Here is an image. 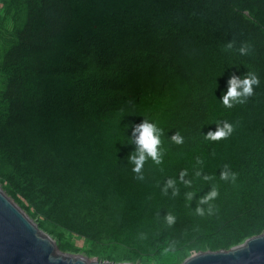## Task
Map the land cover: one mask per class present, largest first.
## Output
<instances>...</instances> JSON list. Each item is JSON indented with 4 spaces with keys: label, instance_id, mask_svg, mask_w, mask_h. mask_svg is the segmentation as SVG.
Instances as JSON below:
<instances>
[{
    "label": "trees",
    "instance_id": "16d2710c",
    "mask_svg": "<svg viewBox=\"0 0 264 264\" xmlns=\"http://www.w3.org/2000/svg\"><path fill=\"white\" fill-rule=\"evenodd\" d=\"M145 119L162 160L136 173ZM0 186L100 261L182 264L264 233V0H0Z\"/></svg>",
    "mask_w": 264,
    "mask_h": 264
},
{
    "label": "water",
    "instance_id": "95a60500",
    "mask_svg": "<svg viewBox=\"0 0 264 264\" xmlns=\"http://www.w3.org/2000/svg\"><path fill=\"white\" fill-rule=\"evenodd\" d=\"M0 264H132L61 252L56 241L0 186ZM182 264H264V233L228 251L192 254Z\"/></svg>",
    "mask_w": 264,
    "mask_h": 264
},
{
    "label": "clouds",
    "instance_id": "9594fccd",
    "mask_svg": "<svg viewBox=\"0 0 264 264\" xmlns=\"http://www.w3.org/2000/svg\"><path fill=\"white\" fill-rule=\"evenodd\" d=\"M231 47V45H229ZM242 54L245 53L246 48L241 47L239 50ZM259 79L253 73H248L243 78H237L233 76L229 80V87L227 92L222 97V103L231 108L234 103H244L246 98L253 94V85H258ZM232 125L225 123L222 128L218 127V130L215 132H209L206 135V138L211 140H217L226 135H229L232 132ZM135 131L139 133L136 137V144L138 145L136 154L132 155L130 159L134 162L135 167L132 169L136 173H140L145 161L149 158L156 164H160L162 160V151L158 149V146L161 143V129H159L156 124L145 119L140 125L135 128ZM171 139L176 143H182L183 138L178 134H174ZM197 176L200 175L199 172L196 173ZM222 178L227 179L226 174L221 175ZM139 179H143V176H138ZM182 178V177H181ZM207 179V177H205ZM168 185H174L173 180H168ZM185 183H190V181H185ZM173 194H176L174 188ZM193 193L189 192L186 194L187 198L191 200L193 198ZM217 196L215 189H212L207 195L200 199V204L208 203L211 199ZM196 211L199 214H203L204 209L202 207H197ZM209 212H211V207H209ZM167 220L169 223L174 221V217L167 215Z\"/></svg>",
    "mask_w": 264,
    "mask_h": 264
},
{
    "label": "rangeland",
    "instance_id": "374dc122",
    "mask_svg": "<svg viewBox=\"0 0 264 264\" xmlns=\"http://www.w3.org/2000/svg\"><path fill=\"white\" fill-rule=\"evenodd\" d=\"M34 221H35V223H37L36 220H34ZM51 238H53V237L51 236ZM53 239L56 241L55 238H53ZM56 243H57V241H56ZM74 243H75L76 247L79 248V249H81L82 247H84V242L81 241V240H75ZM74 254H78V255L85 256V254L82 253V252L74 253Z\"/></svg>",
    "mask_w": 264,
    "mask_h": 264
}]
</instances>
